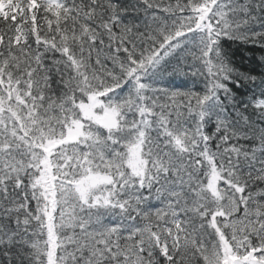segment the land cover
Returning a JSON list of instances; mask_svg holds the SVG:
<instances>
[{"label": "snow or ice", "instance_id": "obj_1", "mask_svg": "<svg viewBox=\"0 0 264 264\" xmlns=\"http://www.w3.org/2000/svg\"><path fill=\"white\" fill-rule=\"evenodd\" d=\"M0 264H264V0H0Z\"/></svg>", "mask_w": 264, "mask_h": 264}, {"label": "trees", "instance_id": "obj_2", "mask_svg": "<svg viewBox=\"0 0 264 264\" xmlns=\"http://www.w3.org/2000/svg\"><path fill=\"white\" fill-rule=\"evenodd\" d=\"M242 55H246V53H245V54H242V53L237 52V54H236V56L234 57V59H235L237 62H241V56H242ZM244 63H247V62L244 61Z\"/></svg>", "mask_w": 264, "mask_h": 264}]
</instances>
